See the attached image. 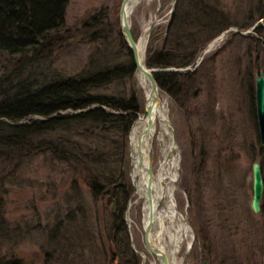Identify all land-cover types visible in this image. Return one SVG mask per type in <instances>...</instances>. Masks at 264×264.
<instances>
[{
  "label": "rangeland",
  "instance_id": "374dc122",
  "mask_svg": "<svg viewBox=\"0 0 264 264\" xmlns=\"http://www.w3.org/2000/svg\"><path fill=\"white\" fill-rule=\"evenodd\" d=\"M122 2L69 0L60 32L62 50L53 57V67L65 74L85 68L94 48L86 43L83 24L105 9L119 30ZM178 2L142 0L131 13L130 23L138 41L146 30L151 33L146 43V61L165 50V40L181 41V33L170 32ZM210 2L213 6L208 11L217 14L216 20H227L231 26L208 42L204 50L211 42L214 46L203 59V52L199 53L193 64L181 69L190 70L189 74L179 75L175 82L170 81L168 89H162L177 146L176 206L193 231V245L188 249L183 244L177 260L179 264H264V197L259 212H253L251 203L254 162H260L264 170L255 95L256 79L264 72V38L257 41L254 30L259 22L264 25V15L248 30L238 29L251 21L250 12L255 11L256 16L259 9L264 14V0ZM186 12L192 16L197 13L189 6ZM206 37L207 34H200L191 44L185 41L177 54L180 60L194 55ZM99 47L95 45V50ZM150 47L151 52H147ZM17 61L0 52V71L3 67L12 69ZM153 68L163 74L178 70ZM130 76L95 93L125 100L135 94L144 114L146 89L137 72ZM103 136L96 131L91 138L80 134L76 139L83 143L80 151L86 150L91 141L95 150L103 145L112 151L111 144H126L123 169L134 192L127 204L122 231L116 235L112 221L116 199L110 194L95 196L91 188L88 176H98L102 169L88 159L79 164L73 160L57 161L39 150L7 168V231L0 238L3 254H14L23 264H161L145 246L143 201L135 194L129 135L127 143L119 136ZM163 158L156 140L152 158L155 172ZM105 173L98 178L109 186L106 181L110 173L102 176ZM73 214L76 216L72 223L60 229V236L52 240L55 226Z\"/></svg>",
  "mask_w": 264,
  "mask_h": 264
},
{
  "label": "trees",
  "instance_id": "16d2710c",
  "mask_svg": "<svg viewBox=\"0 0 264 264\" xmlns=\"http://www.w3.org/2000/svg\"><path fill=\"white\" fill-rule=\"evenodd\" d=\"M178 1L170 32L181 33V41L175 38L165 40V50L157 54L156 58L148 55L146 61L150 68H178L164 74L156 72L155 77L162 89L167 88L170 81L175 82L179 75L189 74L190 70L183 72L181 69L193 64L208 42L231 26L227 20H216L217 14L208 11L213 6L212 2L209 3L211 0ZM68 2L69 0H0V52L18 60L12 69L3 67L0 71V238L7 231V168L17 159L39 150L57 161L73 160L75 164H79L88 159L90 164L98 166L103 173L109 172L110 177L106 181L110 183L109 186L103 185L98 178L106 176V173L103 176V173L88 176L91 188L95 196L110 194L116 199V210L112 217L115 234L125 227L127 204L134 192L129 176L123 169L126 144L121 146L113 143L110 145L112 151L103 145L100 150H95L91 148L94 144L91 141L88 144L90 148L80 151L83 143L76 136L81 134L91 138L97 131V135L104 134L103 137L109 138L108 135L112 134L114 138L122 137L124 143H127L129 131L140 112L138 98L133 94L131 99L125 100L96 94L95 91L115 80L132 77L130 75H134L137 68L132 50L122 35L121 26L119 30L114 28L105 9L91 15L83 24L86 43H90L94 50L95 45L100 46L95 52H91L86 67L75 74H65L54 68L53 61L56 60L53 57L62 50L60 32L65 24ZM188 6L197 13L193 16L188 14ZM254 13L252 11L248 14L251 21L238 27L239 30H248L263 18L261 10L256 11V16ZM254 30L257 41L264 38L262 23L259 22ZM200 34H207L203 45L194 55L180 60L177 54L183 43L186 41L191 44ZM252 39L256 41L255 38ZM151 50L152 47L147 52ZM95 141L99 143L98 140ZM75 216H68L65 222L55 226L56 229L51 234L52 240L60 236L59 230L72 223ZM126 244L130 247L128 242ZM0 264L23 263L14 254H3L0 248Z\"/></svg>",
  "mask_w": 264,
  "mask_h": 264
},
{
  "label": "bare ground",
  "instance_id": "6f19581e",
  "mask_svg": "<svg viewBox=\"0 0 264 264\" xmlns=\"http://www.w3.org/2000/svg\"><path fill=\"white\" fill-rule=\"evenodd\" d=\"M137 6H134L133 9ZM148 36L149 35L146 30L138 43L142 49L140 51L142 61H144ZM212 44L214 43L211 42L208 48L202 51L203 53L201 52L203 54L201 56L202 59L211 49L209 47ZM156 72L154 73V76L156 75ZM139 76L142 80L144 89H146V105L150 106L152 111L148 115L145 113H140L131 129L129 139L131 143L133 165L131 175H133L136 186L135 194L136 196L138 195V197H140L143 201L142 207L144 215V227L149 224V215L152 214L150 228V239L152 245L167 255L168 260H170V264H179L177 257L182 251V245L185 244L188 249H190V247L193 245V231L187 224L185 216L179 212L178 207L176 206L174 185L178 177L176 174L178 169V156L174 155L175 150H177V146L173 140V131L171 120H169L167 100L163 99L164 93L161 90L157 92V95L161 101L158 105L154 104V99L152 97H154L155 94H152V88L149 81L143 74ZM159 88H161L160 85ZM156 140L159 142L162 148L164 158L160 161L157 171H154L155 179L153 181L152 192L153 202L150 204L147 196L148 175H146V172L139 164L138 151L141 144L142 153L144 154V164L146 165L150 159L153 160V149Z\"/></svg>",
  "mask_w": 264,
  "mask_h": 264
},
{
  "label": "water",
  "instance_id": "95a60500",
  "mask_svg": "<svg viewBox=\"0 0 264 264\" xmlns=\"http://www.w3.org/2000/svg\"><path fill=\"white\" fill-rule=\"evenodd\" d=\"M142 0H123L121 3L120 8V25H121V31L122 35L125 37L128 46L131 47L132 55L134 57V63L135 68H137V71L139 75H144L145 78L150 83L152 94H155L154 97H152L153 103L158 105L160 104L161 99L158 97L157 92L159 90L162 91L161 88H159L157 78H155L154 73L157 71L156 69H150L149 67H146L145 64V55H144V61H142L141 56V47L139 46V42L136 40L135 36L132 33V25L130 24V13L134 10L133 7L137 6L139 2ZM132 7V8H131ZM133 9V10H132ZM131 10V11H130ZM130 11V12H129ZM153 24L150 27V30L153 28ZM214 44L210 45L209 48H212ZM146 51V48H145ZM257 89H256V105H257V116H258V127L260 128V138L262 147L264 148V72H260V76L256 79ZM163 92V91H162ZM144 113L146 115L151 113V107L146 105L144 109ZM151 124V123H150ZM139 164L142 166L143 170L146 172V175H148V182H147V196L150 201V204L153 202V181L155 179L154 174V164H152V160L150 159L148 161V165L144 164V154L142 153L141 144L139 146ZM133 167V165H132ZM253 175H252V181H253V198L251 200L252 203V209L253 211L259 212L261 210L262 206V199L264 197V171L262 170V165L260 162H255L253 167ZM150 221L149 224L144 227V240H145V246L149 252H151L162 264H170V260H168L167 255L162 252L161 250H158V248L154 247L152 245L151 239H150V231H151V222H152V214L149 215Z\"/></svg>",
  "mask_w": 264,
  "mask_h": 264
}]
</instances>
